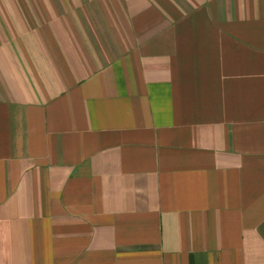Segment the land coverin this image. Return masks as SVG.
<instances>
[{"label":"crops","instance_id":"obj_1","mask_svg":"<svg viewBox=\"0 0 264 264\" xmlns=\"http://www.w3.org/2000/svg\"><path fill=\"white\" fill-rule=\"evenodd\" d=\"M0 264H264V0H0Z\"/></svg>","mask_w":264,"mask_h":264}]
</instances>
